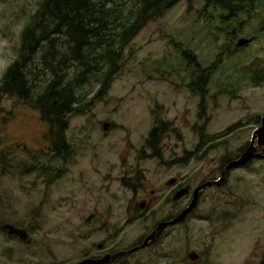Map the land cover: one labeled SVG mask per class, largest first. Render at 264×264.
I'll return each mask as SVG.
<instances>
[{
  "label": "rangeland",
  "instance_id": "obj_1",
  "mask_svg": "<svg viewBox=\"0 0 264 264\" xmlns=\"http://www.w3.org/2000/svg\"><path fill=\"white\" fill-rule=\"evenodd\" d=\"M40 2L0 0V80ZM203 6L181 1L145 23L105 93L88 77L78 113L68 116L66 157L50 152L49 126L38 110L2 98L0 264H69L86 252L126 250L187 204L174 206L165 182L176 178L194 188L218 179L224 159L249 144L264 114V9L229 23L223 12ZM240 40L247 42L236 47ZM182 50L199 66L184 60ZM197 70L206 78L201 90ZM67 72L72 78L79 71ZM45 79L50 75L41 73L36 92L48 86ZM162 123L157 158L145 147ZM40 161L45 170H32ZM141 200L151 206L138 208ZM7 223L28 239L8 236L1 229ZM168 229L159 247L125 264H191L189 250L200 254L197 264H264V160L207 188L187 219Z\"/></svg>",
  "mask_w": 264,
  "mask_h": 264
},
{
  "label": "trees",
  "instance_id": "obj_2",
  "mask_svg": "<svg viewBox=\"0 0 264 264\" xmlns=\"http://www.w3.org/2000/svg\"><path fill=\"white\" fill-rule=\"evenodd\" d=\"M181 1L191 0H41L21 33L16 60L0 80V103L8 96L38 110L41 120L49 126L50 152L57 157L65 155L69 150L65 137L68 116L78 113L81 91L90 84L88 77L93 76L105 93L124 49L141 27ZM203 2L204 10L223 12L224 21L229 23L241 14L249 16L256 8L264 9V0ZM181 55L193 67L199 66L190 51L182 50ZM71 67L79 71L72 78L67 72ZM203 71L197 70L200 75L195 86L200 90L206 82ZM41 73L45 78L49 74L51 79H45L48 86L36 92ZM159 128L149 133L154 150ZM41 162L32 170L44 171L46 165Z\"/></svg>",
  "mask_w": 264,
  "mask_h": 264
},
{
  "label": "flooded vegetation",
  "instance_id": "obj_3",
  "mask_svg": "<svg viewBox=\"0 0 264 264\" xmlns=\"http://www.w3.org/2000/svg\"><path fill=\"white\" fill-rule=\"evenodd\" d=\"M263 115V114H262ZM262 115H260L259 116V126H260V124H261V117H262ZM258 128V127H257ZM256 128V129H257ZM165 123H162L161 124V126H160V128L159 129H157V131H156V137H157V139H158V141H157V143H156V141H155V150H154V148H153V145L151 146V143H153V141H152V138H148V141H147V145H148V147H145V149H147L148 151H149V154H151V153H153L154 154V156L156 157L157 156V158L158 157H160L159 156V149H160V146L161 145H159V143H161V141H162V139L160 138V133L163 131V133H165ZM156 140V139H155ZM149 143V144H148ZM249 144H250V142H249ZM249 144L247 145V146H245V147H243V148H241L239 151H238V153L236 154V155H230V156H227L225 159H224V161H223V165H222V168H221V172H220V176H221V173H222V170L224 169V167L229 163V162H232V161H234V160H237L242 154H243V152L248 148V146H249ZM146 146V145H145ZM258 152V151H257ZM68 153H69V150L67 151V153L64 155L65 157L68 155ZM263 154H264V149H263ZM260 160V159H259ZM262 160V159H261ZM264 160V159H263ZM253 161H256V160H253ZM253 161H251V162H249L246 166H248V165H250ZM246 166H240V167H236V168H233V169H231L230 171H229V173H228V177H229V174H230V172L231 171H233V170H235V169H238V168H242V167H246ZM220 176H219V178H220ZM218 178V179H219ZM217 178L216 179H211V180H209V181H215V180H218ZM128 180V179H127ZM129 181V180H128ZM128 181H124L123 180V182H126V183H124L125 184V187H128V184H127V182ZM205 182H208V181H205ZM205 182H202V183H200L199 185H197V186H195L194 188H192L189 184H186V185H180V183L178 182V180L176 179V178H171V179H169L167 182H165L164 184H163V187L164 188H166V187H168V188H172L173 187V190H172V192H171V202L172 203H174L173 205L174 206H176L177 205V203L179 202V201H181V200H186L187 201V204L182 208V209H180V207L178 208L179 209V211L177 212V213H175V214H173V215H171V217L170 218H168V219H164V220H161V221H159L158 223H156V225L153 227V229H149V230H147L146 232H145V234H143L139 239H138V241H137V243L136 244H134V245H132L131 247H129L128 249H126V250H113V251H108V252H105V253H103V254H101V255H92V254H89L88 252H86L85 254H84V258L83 259H81V260H79V261H77V262H73V263H69V264H79V263H82V262H85V261H99V260H102V259H105L106 257L108 258V262H104V263H102V264H125V262L127 261V258H129L130 256H132V255H134L135 253H139V252H142V251H146V250H149V249H152V248H155V247H159L160 245H161V243H162V241H164L165 239H166V236H169V234L168 233H166L168 230H170V229H168V228H170V227H172V226H168L167 228H165V229H162L161 231H160V233L151 241V242H149L148 244H146L145 246H143V244L145 243V241L146 240H148V238H150V236L152 235V233L153 232H155L157 229H155L160 223H163V222H168V221H170V220H172L173 218H175L177 215H179L181 212H182V210L191 202V200H192V198H193V195H194V192H195V190L200 186V185H202V184H204ZM226 183V182H225ZM224 183V184H225ZM224 184H222L221 186H223ZM211 187H214V186H211ZM211 187H209V188H211ZM185 188H187V193L186 194H184V195H182V196H180V197H178V198H176L175 199V195H176V193L177 192H179L180 190H182V189H185ZM126 189H128V188H126ZM167 189V188H166ZM133 190H134V194H135V189H133V188H131V191L133 192ZM206 190V189H205ZM205 190H203V191H205ZM203 191H201V193H200V196H201V194L203 193ZM154 193H155V191H153V190H151L150 191V195H152L153 197H154ZM200 196H199V201H200ZM199 201H198V205H199ZM151 201H148V202H146L145 200H141L139 203H137V207L138 208H144V207H150L151 205ZM197 205V206H198ZM193 212V211H192ZM191 212V213H192ZM191 213H189L187 216H186V218L184 219V221L187 219V217L191 214ZM183 221V222H184ZM183 222H181V223H183ZM181 223H179V224H181ZM176 225H178V224H176ZM176 225H173V226H176ZM17 228V227H16ZM1 229H2V226H1ZM4 232H6V231H4ZM7 233V232H6ZM7 235L8 236H10V237H16V238H18V239H20L18 236H16V235H9L8 233H7ZM28 239V238H27ZM21 240V239H20ZM97 249L98 250H102L103 249V245L102 244H98L97 246ZM119 253H125V254H123V255H119V256H117L116 258L114 257V256H116L117 254H119ZM186 253V256H187V258H188V260L190 261V263L191 264H197L198 263V261H199V257H200V254L199 253H197L196 251H194V250H189V251H186L185 252ZM113 257V259H111ZM88 264H94V263H88Z\"/></svg>",
  "mask_w": 264,
  "mask_h": 264
},
{
  "label": "water",
  "instance_id": "obj_4",
  "mask_svg": "<svg viewBox=\"0 0 264 264\" xmlns=\"http://www.w3.org/2000/svg\"><path fill=\"white\" fill-rule=\"evenodd\" d=\"M246 40H240L236 47H241L242 45L246 44ZM108 125H103V130H107ZM263 149H264V114L261 117V124L260 126L253 132L250 144L248 148L243 152V154L237 159L232 162H229L224 169L222 170L221 176L218 180L215 181H208L205 182L204 184L200 185L194 192L193 198L191 202L182 210V212L177 215L175 218L168 222H163L160 223L155 229H157L155 232L152 233L150 238L145 241L143 246L151 242L159 233L162 229L167 228L168 226H173L176 224H179L184 221L186 216L191 213L198 205L199 201V196L201 191L211 187V186H216L219 187L222 184H224L227 181L228 178V173L231 169L240 167V166H246L249 162L253 160H259V159H264V154H263ZM258 151V152H257ZM187 193V188L180 190L179 192L176 193L175 199L186 194ZM2 230L6 231L9 235H16L18 236L21 240L26 241L28 238V234L24 229H19L16 228L15 226L11 224H3L2 225ZM125 253H119L115 258L119 255H123ZM113 259V257L111 258ZM94 263V264H102L104 262H108V258L106 257L105 259L99 260V261H85L79 264H88V263Z\"/></svg>",
  "mask_w": 264,
  "mask_h": 264
}]
</instances>
